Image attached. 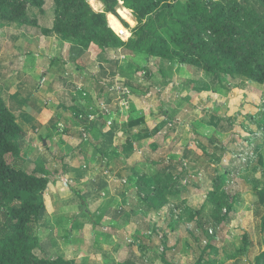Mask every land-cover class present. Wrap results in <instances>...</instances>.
Instances as JSON below:
<instances>
[{
    "label": "rangeland",
    "instance_id": "obj_1",
    "mask_svg": "<svg viewBox=\"0 0 264 264\" xmlns=\"http://www.w3.org/2000/svg\"><path fill=\"white\" fill-rule=\"evenodd\" d=\"M243 1L257 13L264 14V0ZM87 2L94 11L103 10L98 0ZM43 9L44 12L40 13L34 7L28 8L29 18L36 19L37 26L0 27V65L2 69L7 67V73L11 74L8 79L6 76L7 84L11 89L26 92L27 103L32 99L34 89L29 83L22 82L23 76L32 73L37 74L39 79L45 63L60 60L70 63L65 67L69 72L78 66L81 71L79 74L86 69L97 73L102 86L98 81L97 86L90 84L97 96L100 92L104 93L102 87L112 85L110 96H99V102L104 105L111 99H122V94H126L129 104L120 124L124 129L122 132L127 135L121 138V144L117 141V146H114L122 147L123 152L134 149L129 154L132 173L127 171L126 174L124 170L118 173L128 178V184L135 183L136 188L129 193L128 200L120 201L116 198L110 211L88 217L84 213V199L81 197V203L80 198H75L79 196V188H74L73 184L64 179L63 157L58 156L53 163H43L52 184H48L43 194L44 209L38 219L28 226L30 238L38 243L32 248L33 255L48 259L56 256L70 258L73 264H116L126 260L137 264H210L207 257L211 253L206 249L221 237L220 243L227 245L224 250L226 258L240 256L245 249L242 238L236 231L226 236L222 228L227 219H255L252 221L253 226L256 228L258 224L264 230V145H259L260 141L264 142V83L253 82L244 76L231 79L227 73H209L200 67L180 64L175 60L150 57L146 61L144 53L130 51L127 46L106 48L90 44L83 48L76 40L68 39L62 52L55 46H59L55 41L62 42L64 38L54 40L42 32L45 25L51 26L53 2L45 0ZM116 12L117 16L107 13L111 29L117 34L124 26L128 36L123 38L117 35L127 42L137 21L121 2ZM35 66L37 68L34 71ZM160 75L162 77L158 80ZM84 77L80 80H84ZM147 83L150 84L147 86ZM151 86L148 90L147 87ZM91 87L87 86V91ZM37 102L41 107V99ZM55 103V98L50 97L47 108L54 110ZM110 106L109 109L113 110V106ZM23 107L18 120L24 131L23 136L18 138L19 154H7L6 160L12 166L33 173L37 170L35 158L43 149L42 141L45 137L51 141L52 153L64 154L62 150L58 153L59 142H63V132L56 125L53 115L49 117L44 114L43 123L52 127L48 130L45 125L40 135L32 134L27 121L30 122L29 116L33 111L28 106ZM21 118L26 119L25 123ZM145 118L149 119L148 124L151 126L159 122L156 128L153 126L156 138L155 142L151 140V147L155 151V143L165 140L162 146L166 148L164 154L169 156L166 162L157 152L158 155L146 152L147 142L142 131L131 132V122L144 121ZM75 132L73 137L76 144L80 137ZM197 134L200 136L195 137ZM195 141H200L199 144L206 149L213 148L217 155L215 161L212 158L209 161L210 165L214 163L213 166L209 167L207 161L198 166V183H191L198 190L184 193L189 197L188 200L177 196L170 203L168 200L164 207L153 208L150 198L155 194L153 184L156 177L162 178L172 171L176 173V178L170 181L174 182L172 188L184 186L186 176L184 178L177 174L185 167V160L180 155L188 145L194 146ZM65 147L64 151L71 150L70 146ZM222 170H228L229 175L225 176ZM215 175L221 177L222 186L213 187L206 193L207 188L201 186V183ZM193 179L190 177L188 180ZM72 197L83 207L77 210L74 208L75 203H72L74 206L65 205L67 203L64 201ZM89 209L93 210L90 206ZM7 216V206L0 205V237L4 233ZM103 217H109L117 223L109 224L108 219ZM125 217L130 220L131 226L119 224ZM167 219L172 221L168 223ZM175 224L178 227L174 228ZM172 235L176 238L175 242ZM172 247L182 255L179 262L175 263L167 257ZM142 248L149 250L144 252ZM147 253L150 262L146 260ZM253 262L258 264L255 258Z\"/></svg>",
    "mask_w": 264,
    "mask_h": 264
},
{
    "label": "trees",
    "instance_id": "obj_2",
    "mask_svg": "<svg viewBox=\"0 0 264 264\" xmlns=\"http://www.w3.org/2000/svg\"><path fill=\"white\" fill-rule=\"evenodd\" d=\"M54 5L46 35L64 40L74 39L87 48L90 44L106 48L127 46L130 51L180 64L200 67L209 73H227L229 78L247 77L264 83V14L257 13L243 0H98L102 11H94L87 0H51ZM121 5L132 12L137 21L127 42L128 30L123 26L118 35L111 29L107 13L117 16ZM45 0H0V27L37 26L28 8L44 12ZM126 11V10H125ZM127 13V11H126ZM0 65V205L7 206L8 216L0 237V264H73L65 257L36 258L32 248L37 240L28 234L29 224L44 209L43 194L50 183L48 170L36 157V172L27 173L10 165L7 154H19L18 138L24 131L17 122L26 92L11 89L6 80L8 68ZM7 76V79H6ZM23 83L32 84L28 76ZM132 124H136L135 122ZM171 175L156 177L151 195L153 208L167 202ZM221 177L214 187L221 185ZM83 202L81 196H78ZM229 210V206H227ZM243 237L246 251L248 241ZM207 250V249H206ZM256 263L259 256H256ZM113 264V263H112ZM116 264H137L126 260Z\"/></svg>",
    "mask_w": 264,
    "mask_h": 264
},
{
    "label": "crops",
    "instance_id": "obj_3",
    "mask_svg": "<svg viewBox=\"0 0 264 264\" xmlns=\"http://www.w3.org/2000/svg\"><path fill=\"white\" fill-rule=\"evenodd\" d=\"M46 26L50 27V25L49 26L45 25L44 27ZM47 37L54 40H56V38L57 40H59L60 38L57 35H48ZM56 42L57 44H59V46L61 43L60 47L57 45L55 46L58 49L62 50V52H64V48H66L67 46L65 45L67 44V41L64 40L62 41L63 43L59 41H55V43ZM56 56L57 55H55V57ZM68 64H66L65 61L63 63L60 60L58 62H56V60H54V62L49 61L47 64L45 63L44 70H41L39 74L40 75L39 79L37 77V74L28 73L25 75L30 77V79L32 80L33 83L30 85H32L34 91L31 94L32 99L27 103L25 100V103L22 105L19 117L17 118V122L21 117L22 108L24 109L23 106L25 105L30 107L33 112L29 116L30 122L29 121L27 122L29 123L30 130L33 132L32 134L39 133L38 135H40L43 130L41 128L46 125L42 121V119L45 118L44 114H46L45 116H49V117L51 115L54 116V118L57 121L56 125L59 126L60 131L63 132V135H61L63 138V142L58 141L62 148H60V145L58 144L59 152L58 151L57 152L60 153V151L62 150L64 154L61 153L57 155L56 153H52L51 150L52 146L50 145L51 141L50 142L48 141L47 138L49 137H45V140L43 139L42 141L43 149L40 150L38 158L44 164H48L49 162L53 163L55 159H58L57 158L58 156L59 158L63 157L65 164L64 179L66 182L68 181L70 182V184H73L74 188L77 189L79 188L78 190L79 195L85 201V204L83 205L85 207L84 213L86 216L90 217L91 215H96V214L101 215L110 211V209L117 201L116 198H118L120 201H123V199L128 200L131 192H133L134 189L136 188L134 182H133L134 184H128L127 182L128 178L124 176H119V173H121L122 170H124L126 174L127 171H129V174L132 173L133 170L129 166V154L134 149L131 152H123L122 147H117V148L115 147L119 142L121 144L122 143L121 138L127 135L126 132H122L124 129L122 128V124L120 123H122L123 112L125 108L128 106L129 102H127L126 94H122L121 97L122 99H117V98L111 99L108 102V104L106 102L107 105H104L103 103L99 102L101 100L100 97H102L103 95H104L103 98H106L112 94V92H110L111 91L110 88L112 87V85L108 86L107 88L106 86L105 88L102 87L104 93L102 94L100 92L99 95L100 97H99L97 96V92L93 91L91 87V85L93 84L95 86L98 85L100 81L98 74L93 71H87V69L82 70L83 73L79 74L78 72L81 71L79 70L78 66H76L72 72H69L65 69L66 65ZM36 68L37 66H35L33 70L35 71ZM83 76H85L84 80H80L83 78ZM161 77L162 76L160 75L158 80H160ZM149 84L150 83H147V86ZM99 85L101 84L99 83ZM87 86L91 87L89 91H87L88 89ZM151 88L152 86L147 87L148 90ZM48 97L49 99H47ZM50 97L55 98L56 101L55 108H53L54 110L51 111L47 108V104L48 102H50ZM40 99L42 101L40 103L41 107H39L37 104L38 103L37 100L39 101ZM43 103L46 105L45 106L42 105ZM36 104L38 107L35 106ZM102 105H104L105 107H109V105H111L113 106L114 109L112 108L113 110H111L110 108V114H105L102 111ZM112 115H113L112 118L113 121L110 125H108L106 121L110 119ZM22 120L23 122L26 121L25 118H23ZM148 120L149 119L145 118L144 121L143 120L134 121L136 124H132L134 122H131L130 124V127L132 128L131 132L133 133V132L142 131L143 134L145 135L144 140L145 142H147L145 143V147L148 149L146 150V152L150 154L157 152L159 154V157H162L165 161L167 160V158H169L168 155L164 154V150L166 148L162 146L165 140H162V142L158 144L155 143L157 146L155 151L151 147V143H152L151 140L154 141V139L156 138L153 135V128L154 127L156 128L159 122L156 123V125L154 124L155 126L153 125L154 126L153 127L150 124H148ZM117 121L119 123H116ZM45 127H47V129L49 130V128H51L52 126L46 125ZM74 129H78V131L75 132ZM73 132H75V134L80 137L79 142L76 144L74 143L75 138L73 136L75 135L73 134ZM47 136H48V131H47ZM194 136L198 137L200 135L197 134ZM147 139H149L150 141L149 142L146 141ZM199 142L200 141L198 142L195 141L194 146L192 144L190 146L188 145L187 147H185L182 154L180 155V158L185 160L184 162L185 167L181 168V171L178 172L177 174H179V176H182L184 178L186 176V178L184 181V186H180L181 187L180 190H179L180 187L172 188L174 182H170L168 188H170L172 193H169L167 195V201L169 200L168 203H170V200L175 199L177 196H180L183 200H188L189 197L184 195V193L187 194V192L198 190L196 185H191L192 182L198 183L197 174L200 172L198 170V166L202 164L203 161L204 163H206V161L207 163H209L211 158L213 161H215V157H217V155L214 153V149L213 148L206 149V147H203L201 144H199ZM259 145H262L263 147L264 142L260 141ZM68 146H70L71 150L64 151V147L68 148ZM196 147H198V149ZM115 159L118 160L121 159V160L115 161ZM213 164L210 165L209 163V167L213 166ZM222 173L225 176L229 175L228 170H222ZM147 175L149 176V174ZM170 175H171V181L176 178L175 176L176 173L171 171ZM190 177H194V179L189 181L188 179ZM216 177L217 176L215 175L214 177H212V179L204 180V182L201 183V186L204 185V188H207L206 193L210 192L213 189L214 181L216 180V179L214 180V178ZM187 181L190 183H188ZM70 192L72 193L71 189ZM75 198L77 199L79 197L75 196ZM72 199L73 197L70 198L69 200L64 201V203H67L65 205H73L75 203V206L74 205L73 206L77 210L83 207L82 205H80L81 201L79 202L76 201L75 199H73L72 201ZM165 204L166 202L161 206L164 207ZM89 206L92 207L93 209L92 211L89 209ZM78 215L79 212L76 214V216ZM103 218L108 219L107 222L109 224L114 222L117 223V221L110 220L109 217H103ZM254 220L255 219H227L226 224L222 228L223 233L226 234V236H229L236 231L238 232L237 235H239V237L242 238V240L243 237L246 236L247 237L246 240L248 241V246L246 247V251H245L246 253L244 252L238 257L226 258V256L224 255V252L226 251L224 250L227 245H225L223 242L220 243L221 237H218L219 238V240H217L218 242L212 244V246H210V248L206 250L208 252L210 251L211 253L207 257L211 261L210 264H254L253 261L254 258H256V256H259L258 264H264V230L261 229L260 225L258 224L257 227L255 228V226H253L252 223V221ZM256 220L259 221V219ZM167 221L168 223H170L172 219H167ZM129 222L130 220H128L125 217V220L121 221V223L119 224H121V226H123V224H125V226L127 225L131 226V223ZM177 225L178 224H175L173 225V227L176 228L178 227ZM172 237L174 238L173 240L175 242L176 238L174 237V235H172ZM148 248L150 247L148 246ZM148 248H142V250L146 252L147 250H149ZM175 250L176 249L172 247L171 250L167 253V257L172 259L176 263L180 261L179 258L182 255H180L181 254L180 252L178 251L176 252ZM146 255H147L146 260L150 262L149 254L147 253ZM66 259H70V258H66Z\"/></svg>",
    "mask_w": 264,
    "mask_h": 264
},
{
    "label": "built area",
    "instance_id": "obj_4",
    "mask_svg": "<svg viewBox=\"0 0 264 264\" xmlns=\"http://www.w3.org/2000/svg\"><path fill=\"white\" fill-rule=\"evenodd\" d=\"M102 111H103V113H105V114H110V109H109V107H105L104 105H102ZM106 123H107L108 125H110V124L112 123V118L108 119V120L106 121Z\"/></svg>",
    "mask_w": 264,
    "mask_h": 264
}]
</instances>
